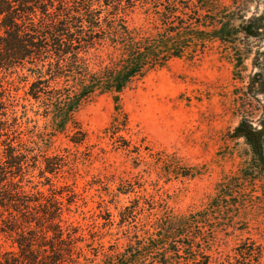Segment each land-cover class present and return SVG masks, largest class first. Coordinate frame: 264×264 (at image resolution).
Segmentation results:
<instances>
[{
	"label": "trees",
	"instance_id": "obj_1",
	"mask_svg": "<svg viewBox=\"0 0 264 264\" xmlns=\"http://www.w3.org/2000/svg\"><path fill=\"white\" fill-rule=\"evenodd\" d=\"M213 49L244 83L240 118L229 133L245 147L237 172L217 184L204 210L154 213L152 231L140 236L128 220L140 207L133 200L118 222L126 243L122 251H101V264H264L256 240L245 238L223 256L203 232L209 212L237 205L228 203L236 187L264 192V0H0V264L89 262L69 221V192L52 182L64 166L62 156L47 153L53 141L64 135L82 146L87 133L78 111L108 95L114 107L104 136L128 148L116 144L128 126L123 93L174 59L194 61ZM21 84L24 94L9 104L3 88ZM20 120L24 137L12 136ZM196 173L175 165V156L161 160L158 171L166 179ZM232 223L231 230L246 228Z\"/></svg>",
	"mask_w": 264,
	"mask_h": 264
},
{
	"label": "rangeland",
	"instance_id": "obj_2",
	"mask_svg": "<svg viewBox=\"0 0 264 264\" xmlns=\"http://www.w3.org/2000/svg\"><path fill=\"white\" fill-rule=\"evenodd\" d=\"M231 71L213 49L194 61L174 59L125 91L121 104L128 126L117 134L116 144L125 143L126 149L116 148L104 136L114 107L108 95L95 97L78 111L87 133L82 146L74 147L64 135L55 138L47 153L62 156L64 166L52 182L69 192L73 202L69 221L78 227L82 240L78 244H87L79 250L88 254L87 264H101L100 252L108 247L122 251L126 233L118 222L120 215L127 219L124 209L133 200L140 207L128 220L140 236L152 231L154 213L168 217L204 210L217 184L237 172L238 154L245 147L229 133L240 118L244 83L233 80ZM25 89L23 84L5 86L3 93L9 104H16ZM14 108L19 111V106ZM16 126L12 136L24 137L26 123L20 120ZM168 156H175V165L193 166L196 175L169 179L159 175L161 160ZM124 189L132 191L119 192ZM255 190L236 187L228 203L237 205L212 210L204 221L206 240L218 243L223 256L232 255L236 244L248 237L264 246V192ZM231 222L237 229L246 228L231 230L227 227Z\"/></svg>",
	"mask_w": 264,
	"mask_h": 264
}]
</instances>
